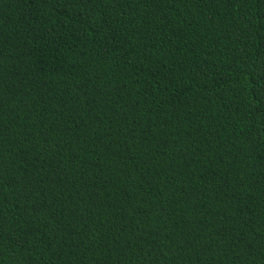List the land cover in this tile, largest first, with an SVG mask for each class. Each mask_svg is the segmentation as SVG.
<instances>
[{"label": "trees", "instance_id": "trees-1", "mask_svg": "<svg viewBox=\"0 0 264 264\" xmlns=\"http://www.w3.org/2000/svg\"><path fill=\"white\" fill-rule=\"evenodd\" d=\"M0 264H264V0H0Z\"/></svg>", "mask_w": 264, "mask_h": 264}]
</instances>
